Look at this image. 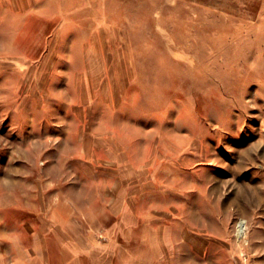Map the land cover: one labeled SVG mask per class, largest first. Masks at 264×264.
Here are the masks:
<instances>
[{
  "label": "rangeland",
  "instance_id": "obj_1",
  "mask_svg": "<svg viewBox=\"0 0 264 264\" xmlns=\"http://www.w3.org/2000/svg\"><path fill=\"white\" fill-rule=\"evenodd\" d=\"M108 144L213 264H264V0H0V264H29V218L88 209Z\"/></svg>",
  "mask_w": 264,
  "mask_h": 264
},
{
  "label": "crops",
  "instance_id": "obj_2",
  "mask_svg": "<svg viewBox=\"0 0 264 264\" xmlns=\"http://www.w3.org/2000/svg\"><path fill=\"white\" fill-rule=\"evenodd\" d=\"M99 148L107 154L100 166L112 171L111 178L104 179L96 169L92 155ZM82 152L93 171L87 185L95 189L88 197L82 194L88 209L66 216L49 206L42 216L29 218L27 244L21 245L19 232L13 242L14 250L26 252L29 264H213L211 237L197 231L189 211L181 214L179 202L172 201L165 210L163 201L151 200L157 180L128 156L127 149L89 145ZM71 218L83 227L81 235L69 228Z\"/></svg>",
  "mask_w": 264,
  "mask_h": 264
},
{
  "label": "bare ground",
  "instance_id": "obj_3",
  "mask_svg": "<svg viewBox=\"0 0 264 264\" xmlns=\"http://www.w3.org/2000/svg\"><path fill=\"white\" fill-rule=\"evenodd\" d=\"M241 233H243V227H242V225H240V227H239V234H241Z\"/></svg>",
  "mask_w": 264,
  "mask_h": 264
}]
</instances>
